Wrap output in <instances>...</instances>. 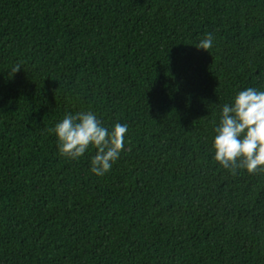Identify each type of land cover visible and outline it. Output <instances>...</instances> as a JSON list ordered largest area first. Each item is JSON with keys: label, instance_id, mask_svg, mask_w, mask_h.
<instances>
[{"label": "trees", "instance_id": "trees-1", "mask_svg": "<svg viewBox=\"0 0 264 264\" xmlns=\"http://www.w3.org/2000/svg\"><path fill=\"white\" fill-rule=\"evenodd\" d=\"M249 87L264 0H0V264H264V172L212 146ZM82 111L128 125L103 176L49 131Z\"/></svg>", "mask_w": 264, "mask_h": 264}, {"label": "clouds", "instance_id": "clouds-1", "mask_svg": "<svg viewBox=\"0 0 264 264\" xmlns=\"http://www.w3.org/2000/svg\"><path fill=\"white\" fill-rule=\"evenodd\" d=\"M214 37L208 33L195 46L209 53ZM21 68L15 65L13 74ZM60 155L78 160L90 147L96 149L90 171L103 176L124 151L128 125L116 123L112 130L103 126L92 111L67 113L54 128ZM214 159L233 175L238 169L249 174L264 172V91L249 87L239 91L231 104L222 107L218 126L214 129Z\"/></svg>", "mask_w": 264, "mask_h": 264}]
</instances>
